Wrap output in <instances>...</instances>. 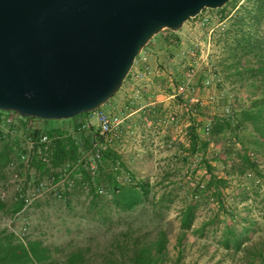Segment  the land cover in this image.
Here are the masks:
<instances>
[{"label": "rangeland", "instance_id": "obj_1", "mask_svg": "<svg viewBox=\"0 0 264 264\" xmlns=\"http://www.w3.org/2000/svg\"><path fill=\"white\" fill-rule=\"evenodd\" d=\"M250 6L248 0H230L220 9L203 10L176 32L162 31L135 59L115 96L101 107L109 110V103L110 111L123 118L120 133L102 152V169L114 173L116 183L136 185L143 181L152 187L161 224L168 232L165 264H246L245 252H234L227 229L241 235L248 247L264 242V154L248 143L262 141L235 124L230 123V128L219 122L247 107L257 94L255 84L250 80L239 82L229 66L235 45V18ZM244 31H248L247 26ZM178 83L185 84L182 93ZM81 116L67 121L74 123ZM63 122L49 121L52 126ZM191 127L207 143L196 153L190 146ZM212 127L221 130V140L210 138ZM246 159L255 168L239 175ZM205 164L228 182L222 203L209 187ZM232 171L236 175H231ZM92 199L78 189L73 191L64 204L56 202L70 215L55 216L50 221L58 229L62 225L72 232L62 241L76 237L90 246L92 264H99L110 250L120 257L112 246L114 237L128 228L134 234H139L140 228V232L154 230L155 224L149 222L150 206L119 213L109 198ZM191 201L196 208L195 219L178 246L180 213ZM35 209L43 214V208ZM39 229L34 227L33 235L47 242L48 234ZM77 229L81 236L74 231ZM57 240L59 245L61 239ZM64 250L59 249L54 256L63 257ZM122 259L123 264H129L126 256ZM261 262L264 264L257 258L256 263Z\"/></svg>", "mask_w": 264, "mask_h": 264}, {"label": "water", "instance_id": "obj_2", "mask_svg": "<svg viewBox=\"0 0 264 264\" xmlns=\"http://www.w3.org/2000/svg\"><path fill=\"white\" fill-rule=\"evenodd\" d=\"M230 0H0V109L69 120L109 102L164 30Z\"/></svg>", "mask_w": 264, "mask_h": 264}, {"label": "trees", "instance_id": "obj_3", "mask_svg": "<svg viewBox=\"0 0 264 264\" xmlns=\"http://www.w3.org/2000/svg\"><path fill=\"white\" fill-rule=\"evenodd\" d=\"M250 8H245L243 15L235 18L234 31V48L230 51L232 61L229 66L233 67L239 82L246 80L252 81L256 88L257 94L249 101L247 107L235 112L232 118L227 120H219L221 124L230 127V123L235 124L240 130L253 135L255 138L261 139V143L255 140H249L248 143L255 150L264 154V0H248ZM248 31H244L245 27ZM238 50L241 56L238 57ZM228 74H231L228 71ZM229 76V75H228ZM85 115V114H84ZM81 116V115H79ZM231 128V127H230ZM192 130L190 146L191 151L196 153L201 150L207 143L201 141L196 134L195 127ZM214 127L209 131L212 140L219 141L221 136ZM244 146V144H243ZM89 148V143L85 144V149ZM76 148L71 144L68 150L64 147H58L55 154V164L62 163L66 159H72L76 155ZM117 162L116 159L111 158ZM5 162V158L0 154V172ZM103 159L99 163L96 184L105 187L107 194L99 196L91 186L89 195L92 200H101V198H109L112 207L119 213H131L138 208L150 206L149 222L155 224L154 230L151 232H140L134 234L130 228L127 231L119 233L114 237L113 247L117 248L121 254L116 257V252L110 250L104 256L103 264H123V257L129 264H163L166 262V251L168 244V232L161 224V215L156 209L152 187L148 182L139 181L136 185L120 184L115 182L114 173H106L102 169ZM122 168L124 164L117 162ZM242 169L238 173L243 174L247 169L254 170L255 164L246 159L242 161ZM205 170L208 174L209 187L215 193V197L221 202L222 195L228 182L224 178L217 177L213 174V167L205 164ZM105 173V174H104ZM119 173V172H118ZM236 175L234 171L230 173ZM1 178V174H0ZM82 180L88 182L90 177L87 171L82 172ZM198 188V187H197ZM222 203V202H221ZM223 205V204H222ZM21 208L20 203L5 205L0 202V214L16 212ZM195 207L191 201L181 210L179 217L180 232L177 239V245L182 243L184 231L191 228L195 219ZM153 233V234H152ZM232 242L234 252H245L246 264H257V258L264 260V242H259L248 247L244 245L241 235L227 229L226 232ZM86 251L80 248L70 250L68 258L64 264H83ZM52 257L51 250L44 247L39 240L29 241L26 246L16 243L12 235L0 237V264H47L46 261ZM261 264H263L261 262Z\"/></svg>", "mask_w": 264, "mask_h": 264}, {"label": "built area", "instance_id": "obj_4", "mask_svg": "<svg viewBox=\"0 0 264 264\" xmlns=\"http://www.w3.org/2000/svg\"><path fill=\"white\" fill-rule=\"evenodd\" d=\"M177 87L181 93L186 88L182 83ZM84 117L52 126L48 120L0 109V154L5 158L0 172V202L21 204L14 213L0 214V237L12 235L24 246L33 240L41 242L32 233L38 203L64 201L77 189L88 195L91 186L97 195L107 194L105 187L96 184L97 172L102 152L120 133L123 118L101 108ZM87 141L89 148L85 149ZM71 144L77 149L75 157L56 165L58 147L68 150ZM84 170L90 177L88 182L82 180Z\"/></svg>", "mask_w": 264, "mask_h": 264}, {"label": "crops", "instance_id": "obj_5", "mask_svg": "<svg viewBox=\"0 0 264 264\" xmlns=\"http://www.w3.org/2000/svg\"><path fill=\"white\" fill-rule=\"evenodd\" d=\"M111 104L108 103L109 110L106 111H110L112 107H110ZM80 119L85 118L84 115H82L81 117H79ZM69 123V121L63 122L62 124H67ZM71 194H67L66 198L64 201H50V200H43L40 203L37 204V207H41L43 208V214L40 211V214L38 213L37 216L42 215L41 218L39 217L38 221L35 222L34 227H39L40 231L42 233H47L49 240L47 242H43L41 241L42 245L46 248H48L49 250H51L52 253V257H50L46 263L47 264H64L68 258V253L70 252V250L73 249H84L86 251V255L84 257V261L83 264H92L91 259L88 257V252L90 251V246L85 242V241H81V238L79 240L73 239L70 237V239H64L65 241H62L63 238L66 237V233L69 235L72 233L69 229H66L64 227L59 226L56 227L54 224H52V222H50L51 220H53V218L55 216H65V215H70V211L68 212V209L63 208L61 205L64 204L65 202L68 201L69 196ZM56 202H59L62 204L57 205ZM52 203H55V205H53ZM42 204V206H41ZM38 212V211H37ZM37 219V218H36ZM35 219V220H36ZM39 224V225H38ZM75 232H79L77 233V235L81 236L80 231L74 230ZM58 233H63V236L57 234ZM59 235V237H58ZM57 239H61V242H59L60 244L58 245V240ZM59 249H65L63 252V257L60 258H56L54 256V252L58 251ZM105 258L104 256L102 257V260L99 264H103Z\"/></svg>", "mask_w": 264, "mask_h": 264}]
</instances>
